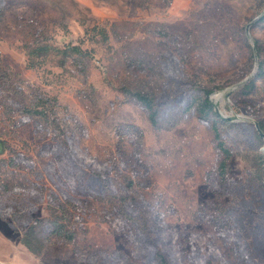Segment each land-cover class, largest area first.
Wrapping results in <instances>:
<instances>
[{
  "label": "rangeland",
  "instance_id": "1",
  "mask_svg": "<svg viewBox=\"0 0 264 264\" xmlns=\"http://www.w3.org/2000/svg\"><path fill=\"white\" fill-rule=\"evenodd\" d=\"M207 90L225 178L210 122L191 107L174 123ZM38 103L46 117L21 111ZM260 121L264 0H0V264H157L145 237L171 264H264ZM62 212L73 240L31 252L28 223Z\"/></svg>",
  "mask_w": 264,
  "mask_h": 264
},
{
  "label": "trees",
  "instance_id": "2",
  "mask_svg": "<svg viewBox=\"0 0 264 264\" xmlns=\"http://www.w3.org/2000/svg\"><path fill=\"white\" fill-rule=\"evenodd\" d=\"M52 50L51 46L47 45H40L37 47H34L33 50L31 49V52L38 53V54H46ZM71 52L75 54H80L82 51L78 47H71ZM67 52V51H64ZM210 93L211 91H204L202 96H199L193 101H191V104L188 105V103L183 107L182 109V114L177 115L174 123L178 122L181 116L186 113L191 107L194 108L196 115L205 120L210 122L214 139L216 141V146L218 150L222 153V158L218 164L217 171L218 175L221 178L226 177L227 173V167H228V159L231 155V151L225 142L223 136H222V130L220 127V122L222 121V117L220 114L215 109V106L210 99ZM131 94L134 96V98L137 100L138 103H140L142 106H144L148 112L149 120L153 125H156L158 123V118L160 116V106L157 104L156 99L154 96L144 94L138 91H132ZM167 100L163 101L162 104H165ZM56 103V101H55ZM22 112L27 113V114H32V115H37L40 117H46L47 116V110L44 107L43 103H38L34 108H21ZM259 128L264 131V122L260 121L259 122ZM58 159H61V155L57 154L56 155ZM23 160L31 161L30 158H26L25 156H21ZM9 161H12L10 159ZM75 167L79 169L80 171L81 168L77 165V163L73 162ZM65 165V164H64ZM65 171L67 172L66 174L70 175L71 177L75 176L73 170H67L69 167L65 165ZM89 174L92 175L97 179V181L100 183V186L103 191H109L111 189L110 185V179L108 175L105 173H102L100 171H95V170H88ZM79 176V181L82 180V175ZM75 184V183H74ZM81 186L85 187L82 184V181H80ZM36 187L41 188L42 190H45V192H48L51 195H54L57 197L55 192L53 190H50L49 187L42 183V182H36L35 183ZM73 191H76L73 189ZM89 192L85 190V194H88ZM66 201L69 203H73L75 200H79L78 197L74 194H69L68 197H65ZM125 207H122V211H124ZM65 212H62L61 216H49L45 218H37L28 223V226L22 235L21 241L22 243L33 253H41L44 249V241L43 238H47L51 235L60 237L64 240H73L75 231L68 229L67 223L64 221L66 218V215L64 214ZM136 222L137 228L140 233L147 234V223L141 219V218H135L134 220ZM143 242L147 243L148 246H152L154 248V251L152 252V257L155 259L157 264H171L170 261L168 260L167 256L165 253L155 247V242L156 239H148L147 237L143 238ZM146 249V248H145ZM148 252V250H145ZM149 255V252L147 253ZM149 257V256H148Z\"/></svg>",
  "mask_w": 264,
  "mask_h": 264
},
{
  "label": "water",
  "instance_id": "3",
  "mask_svg": "<svg viewBox=\"0 0 264 264\" xmlns=\"http://www.w3.org/2000/svg\"><path fill=\"white\" fill-rule=\"evenodd\" d=\"M248 28V27H247ZM258 131H259V134L264 137V132H261V129L258 127ZM4 150V144H3V141L0 139V154L3 152Z\"/></svg>",
  "mask_w": 264,
  "mask_h": 264
}]
</instances>
